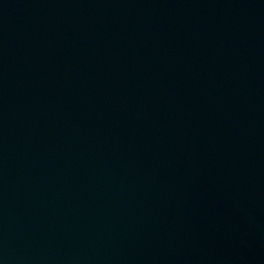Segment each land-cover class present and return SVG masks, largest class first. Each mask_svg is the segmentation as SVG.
<instances>
[{
	"label": "water",
	"instance_id": "95a60500",
	"mask_svg": "<svg viewBox=\"0 0 264 264\" xmlns=\"http://www.w3.org/2000/svg\"><path fill=\"white\" fill-rule=\"evenodd\" d=\"M0 264H264V0H0Z\"/></svg>",
	"mask_w": 264,
	"mask_h": 264
}]
</instances>
